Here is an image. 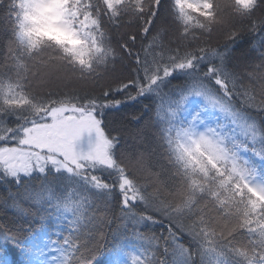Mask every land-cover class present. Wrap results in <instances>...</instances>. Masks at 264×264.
<instances>
[{"label":"snow or ice","instance_id":"obj_1","mask_svg":"<svg viewBox=\"0 0 264 264\" xmlns=\"http://www.w3.org/2000/svg\"><path fill=\"white\" fill-rule=\"evenodd\" d=\"M0 264H264V0H0Z\"/></svg>","mask_w":264,"mask_h":264}]
</instances>
